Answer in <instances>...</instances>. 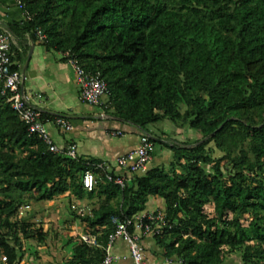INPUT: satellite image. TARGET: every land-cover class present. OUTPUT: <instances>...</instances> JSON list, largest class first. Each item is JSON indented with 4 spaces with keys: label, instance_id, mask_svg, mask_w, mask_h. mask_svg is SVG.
I'll return each instance as SVG.
<instances>
[{
    "label": "trees",
    "instance_id": "16d2710c",
    "mask_svg": "<svg viewBox=\"0 0 264 264\" xmlns=\"http://www.w3.org/2000/svg\"><path fill=\"white\" fill-rule=\"evenodd\" d=\"M22 2L27 23L14 22L10 30L27 42L40 29L46 49L69 52L87 71H100L108 84L107 113L147 132L170 119L201 137L168 144V169L155 166L122 187L95 169L100 159L67 157V146L51 152L30 134L0 84L3 261L20 260L23 239L47 240L43 227L21 214L30 201L98 199L90 212H72L100 245L80 236L65 264H101L116 230L112 216L133 217L159 196L167 225L154 239L164 256L226 264L241 253L239 264H264V0ZM90 169L102 179L92 191L82 184Z\"/></svg>",
    "mask_w": 264,
    "mask_h": 264
},
{
    "label": "crops",
    "instance_id": "0c3cea01",
    "mask_svg": "<svg viewBox=\"0 0 264 264\" xmlns=\"http://www.w3.org/2000/svg\"><path fill=\"white\" fill-rule=\"evenodd\" d=\"M14 22L25 25L27 23L25 11L16 4L15 0H0V23L10 30V25ZM26 38L27 42H24L15 35V64L24 76V87L31 95V102L44 113L53 116L46 122L54 143L60 148L67 146L69 149L75 146L78 156L100 159L101 163L109 167L112 174L123 173L117 165V158L137 148L143 133L153 136L154 131L148 129L147 132L133 124L106 119L104 115L107 112L103 105L93 106L82 102L76 71L64 57V53L46 49L40 38L33 41L28 34ZM57 116L68 118L72 123V129L66 131L58 127L55 123ZM158 132L161 133V129ZM161 142L162 153H164L163 149L172 152L168 149L165 139ZM161 158L157 161L159 162ZM154 160L155 156L152 154L147 170L155 167ZM147 170L140 175L145 174ZM164 208L163 198L151 196L145 211ZM144 244L147 264H174V259H177L164 256L161 247L152 236L145 237ZM112 250L117 257L115 264H133L129 245L124 239H117ZM59 264L65 262L60 259Z\"/></svg>",
    "mask_w": 264,
    "mask_h": 264
},
{
    "label": "built area",
    "instance_id": "2783aa9c",
    "mask_svg": "<svg viewBox=\"0 0 264 264\" xmlns=\"http://www.w3.org/2000/svg\"><path fill=\"white\" fill-rule=\"evenodd\" d=\"M16 4L23 9L22 0H15ZM40 40L45 38L42 30L38 29ZM16 39L14 33L0 23V84H3V94L7 101L18 111L22 120L27 124L30 134L39 135L48 145L51 152H64V148L57 146L51 138L47 128V122L43 120V110L31 102V95L24 87V76L19 69H14ZM69 63L76 71L78 82L81 87L80 99L89 105H102L103 97L108 94V84L100 71H87L79 60L72 57L69 52L64 53ZM55 123L63 130L72 129L71 121L64 116L55 117ZM155 143L148 133L140 136L137 148L129 150L117 158V165L123 173L113 175L105 163H98L95 169H103L110 181H115L122 187L136 179L142 172L148 169V164L154 152ZM67 157L76 158L75 146L65 151ZM95 169L87 170L82 178L83 187L89 191L98 188L102 182L100 175ZM21 214H24L22 209ZM116 230L109 237L106 253L101 264H115L117 257L113 253V246L117 239H124L129 245L133 264H147L145 237H154L162 232L167 225L164 211H143L133 217L122 219L113 215L111 218ZM82 240L93 245H100L95 235L83 233ZM92 264V263H91Z\"/></svg>",
    "mask_w": 264,
    "mask_h": 264
},
{
    "label": "rangeland",
    "instance_id": "374dc122",
    "mask_svg": "<svg viewBox=\"0 0 264 264\" xmlns=\"http://www.w3.org/2000/svg\"><path fill=\"white\" fill-rule=\"evenodd\" d=\"M102 100L106 101L107 95ZM164 120L150 124L148 129L154 131L155 135H153L155 138L153 165H160L168 169L173 160V152L163 149L164 153H162L163 144L161 140L165 139L168 144L189 143L196 141L201 135L188 125L181 128L170 119ZM156 129H161V133ZM164 134L165 136H163ZM168 149L170 148L168 147ZM222 154L217 150L215 152L216 157H221ZM159 158L161 160L158 162L157 159ZM95 205H99L98 199L93 201L85 199L80 202L78 199L69 198L67 195L56 196L50 200L30 201L29 205L23 208L24 216L33 221L36 227H43L44 231L47 232V240L45 243H40L37 239H23V246L19 253L20 260L16 264H59L60 259L66 262L70 259L73 246L77 243L80 235L84 233L85 228V225L74 216L72 211L88 213ZM164 210L165 208L160 209V211ZM207 212L213 213V205L207 206ZM174 260V264H182L179 259ZM240 262L241 253H235L227 257L226 264H239ZM0 264H6L1 256Z\"/></svg>",
    "mask_w": 264,
    "mask_h": 264
},
{
    "label": "water",
    "instance_id": "95a60500",
    "mask_svg": "<svg viewBox=\"0 0 264 264\" xmlns=\"http://www.w3.org/2000/svg\"><path fill=\"white\" fill-rule=\"evenodd\" d=\"M104 117H105L106 119H112V120H118V121H121V122H125V119H123V118H121V117H118V116H116V115H113V114H109V113L105 114ZM152 137H153V136H152Z\"/></svg>",
    "mask_w": 264,
    "mask_h": 264
}]
</instances>
